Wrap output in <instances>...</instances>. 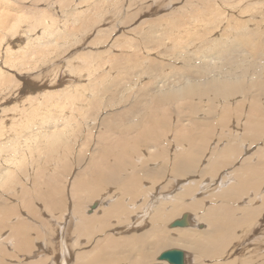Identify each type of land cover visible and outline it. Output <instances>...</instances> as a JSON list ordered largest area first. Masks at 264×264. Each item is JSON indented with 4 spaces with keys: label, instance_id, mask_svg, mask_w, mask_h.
I'll use <instances>...</instances> for the list:
<instances>
[{
    "label": "rangeland",
    "instance_id": "rangeland-1",
    "mask_svg": "<svg viewBox=\"0 0 264 264\" xmlns=\"http://www.w3.org/2000/svg\"><path fill=\"white\" fill-rule=\"evenodd\" d=\"M5 1L14 2L15 8L19 9L21 7L24 13V20L15 24L13 29L12 23L15 19L0 28V67H3L2 71L5 75L0 80V122H2L0 127L2 125L5 130L10 131V137L19 139L24 135L25 119L29 116L31 122L26 125L25 134L31 131H47L46 134H49L52 131H57L61 123L67 122L68 130L74 131V136L73 133L62 136V140L55 146L56 148L52 143H46L44 146L38 147L39 141L35 142L33 149L30 147L25 149L23 147L19 155H17L18 163L10 167L11 171L7 169L9 171L6 173L7 175L3 174L6 178L2 176V180L0 179V206L2 204L6 206L7 204L6 207H14L13 214L10 216L11 220L8 218L10 222L7 219L5 228L0 231V264H33L51 256V254H48L44 258L41 252H37L36 255H32L30 252L26 254L17 248L19 244L16 243L15 236H12V239L10 237L12 235L11 227L16 222L22 220L30 227L28 230L29 235L36 241L31 251H35L36 244L43 245L45 235L47 237H51L52 233V235H55L56 228L53 225H62L65 219L72 216L77 221L81 214H85L84 216L94 214L96 218H99L102 216L103 210L119 199L120 194H117V192L120 193V191L114 190L113 192L112 190L110 193L104 192V194L107 200L109 198L115 199L110 201L105 199L104 202H100V198H97V202L95 201L97 207L93 212L91 209L92 207L93 209L95 208L96 204L94 202L90 203L89 206H86L85 203L82 208L86 207V209L83 210V213L82 211L80 213L77 212L79 215L74 214L72 208L74 204L72 186L76 180L75 178L89 170L92 155L97 156L100 153H95L97 151L95 148L99 146L100 142L109 141L107 140L109 135L107 123L114 120L113 125L110 126L111 128L114 127L115 122L119 119L117 116L121 111L128 108L131 110L132 105L136 107L142 105L149 112L151 126H155L158 122H170V127L168 126L170 131L167 136L168 141L171 140L169 146L173 147V149H171L172 153L169 158L174 157L175 153L179 152L178 143H174L177 140L173 139L176 128L180 125L185 127L188 124V127H192L193 125L191 124L195 123L197 119L206 120V115L210 108L208 104L210 103L207 98L197 101L198 115H194L190 119V116L185 113L184 116L180 115L183 112V104L186 101H178L177 97L169 96V100L163 101L159 107H155L153 105L155 101L152 99L158 87L162 89L165 84V91L175 87L174 82L182 78V76L178 77L175 75L182 71H187L192 81H195L194 79L201 81L203 76L221 78L223 72L227 71V69L222 70L223 67L229 63L233 65L234 71L240 67L247 68L250 77H256L262 67H264V58H260L261 56L264 57V0H0V9L4 11H6ZM12 9L11 6L9 17L14 15V9ZM207 24L209 25L207 26ZM239 29L243 31L245 38H249L252 34H257L258 32L259 39L255 40L256 36H254L251 41L244 44L245 47H240L231 38L232 32ZM28 33L31 36H27ZM28 41L31 42L29 44L31 45L30 48L27 45ZM53 46L56 47L53 48ZM8 55L11 59L14 57V60L17 59L19 62L17 60V62H12L7 58L11 67L4 66V59ZM251 56H255L256 64L242 65L245 63V59ZM15 62L16 64H13ZM167 71L173 74L171 79L170 76L172 75L170 74L169 76ZM168 81H174L173 85ZM59 85H62V87ZM247 94H254V89ZM209 96L213 97L214 95L209 94ZM64 98L67 100L66 102ZM224 101L225 99L219 100V102L216 101L217 111H224L225 107L228 106L227 104L231 106L234 104L233 112L238 113V98L231 102L229 101L226 105ZM156 109L159 110V116L153 117L152 113ZM166 113H169L168 117L165 116ZM140 115L144 116V112L135 114L136 117H133V119L130 116V120L126 117L124 120L117 122V125L121 128H127L125 125H131L130 127H132L134 121L140 120ZM88 116L94 119L85 120ZM60 117L63 118L60 119ZM215 118V122H218L219 116L217 115ZM232 119L236 120L235 118ZM244 119L243 116L241 119V122L242 120L243 122L240 127L246 121ZM238 122L236 120V123ZM236 123H233V126ZM146 128L147 131L151 129L149 124ZM135 130L137 134L140 132L138 129ZM126 133L127 131L124 134ZM228 133L227 131L226 134L228 135ZM227 135L223 139L225 142L229 139L231 141L236 136L238 138L241 136L240 138H242L243 133L240 130L238 133L232 132L231 135L233 137L229 136L228 138ZM164 136H161V142H166ZM118 137L123 139L122 133L117 132L114 138L117 139ZM64 140L67 142L66 144ZM260 141L261 144L257 142L253 147L241 148L243 151L242 158L250 157L256 149L260 150L258 149L259 147L261 152L262 148L264 149V136ZM140 142H142L140 155L135 157V161H137L139 166H141L139 161H145L147 155L150 156L156 153L158 148L160 149V147L157 148L155 146L154 138L147 140L140 136L138 143ZM216 144L215 140L211 143L209 151L206 153L207 155H205L201 166H199V170L206 168L210 160L215 158L214 155L217 153V150H215ZM7 147H0V157L2 151L8 156L11 149ZM143 151H146V153ZM210 151L212 152L210 153ZM4 152L2 156H5ZM132 153L134 154V152ZM167 158L168 155L163 157V159L152 160L149 162V166L158 168L160 164L168 160ZM3 163L7 166L4 160ZM230 167L226 171L229 174L234 170V168ZM4 168L6 169L2 165L1 169ZM38 169L42 170V173H40L42 176L62 174L64 172L63 174L65 175L62 176L61 185L66 195L65 199L68 202L65 210L66 212L68 211L67 214H62L65 212L62 210H59L56 214L48 212L44 208V199H39L37 201L39 204L32 199L31 205L23 207L21 194L24 192L23 189L27 188L28 190L30 187L28 176L34 177L38 173ZM209 178H207L208 181H205V183L211 181V178ZM190 179L188 181L192 184L199 181L198 177H191ZM188 181L184 182L187 183ZM49 182L51 183V179H49ZM228 186V184H225L222 188L226 189ZM156 187V189H160L162 185L160 188L159 186ZM263 190L262 188V193L257 194L259 196L258 200H256L255 191L252 189L251 195L244 196L236 204V207H238L237 218L245 214L241 210L245 211L251 207H257L264 202ZM178 192L176 195L174 194V197L180 194L182 190ZM215 192L216 189L207 192L208 195H204L203 198L207 199L209 195ZM201 198V195H196L190 199L188 198L187 201L185 200V203H195ZM19 202H21V208L19 207ZM32 203L35 204L33 205ZM135 203L138 206L140 201ZM211 203L210 201L205 205L208 204L207 206L211 207L214 205V203L213 205ZM215 203L218 206H222L218 201ZM85 210L88 212H85ZM200 212L202 213V211ZM186 213H192L194 216L201 215V213L195 214L193 211ZM144 215L145 213H141L140 217ZM151 215H153V212H151ZM33 217H35V221ZM147 221L149 224V220ZM32 225L35 229L31 227ZM41 226L42 229L38 230ZM112 226L113 223L110 229H112ZM153 226L155 227L156 223L141 228L147 231L154 228ZM157 226L160 227L161 224ZM201 227L204 229L206 223L202 224ZM167 228H169L168 225ZM45 230L51 233L47 235ZM134 230L133 234L136 235L143 231L136 228ZM198 230H201V228ZM72 233L73 235L75 233V237L72 235V238L76 239L77 233L74 229H72ZM104 234H101L103 236L97 235L95 237L96 240L93 239L86 250L76 249L75 252L91 251L97 239L100 240L111 236L110 230L105 231ZM114 234L112 232L113 236L117 235L116 233ZM129 234L132 235V233H125L118 234L117 237L121 238L124 236L128 238ZM169 234L175 238L178 236V234H175V236L171 235L172 233ZM259 234L255 239L257 243L264 244V239H261L264 236V226L260 228ZM39 235L41 238H39ZM3 237L5 238L3 239ZM6 239L8 240L6 241ZM53 241L55 243L57 240H52V244H54ZM81 243L82 246H86L84 244L87 243V239H80L78 244ZM253 244L241 246L235 257H225L223 262L225 264H251L244 259L247 257L250 260V257H252L248 252L256 247ZM81 247L78 248L85 249ZM167 249L169 250V248ZM177 249L181 250L182 248ZM262 249L259 254H264V248L262 247ZM185 252L187 251L185 250ZM253 257L254 264H258L262 260L260 255L256 254ZM217 261L219 260L207 259L205 262L207 264H215ZM73 263L74 258H72L70 264ZM219 263L221 264L222 262Z\"/></svg>",
    "mask_w": 264,
    "mask_h": 264
},
{
    "label": "bare ground",
    "instance_id": "bare-ground-1",
    "mask_svg": "<svg viewBox=\"0 0 264 264\" xmlns=\"http://www.w3.org/2000/svg\"><path fill=\"white\" fill-rule=\"evenodd\" d=\"M5 4L6 11L0 9V28L4 27L7 22H11L15 19L12 23L13 29L15 24L21 23L24 20V13L21 7L19 9L15 8V3L12 1H5ZM11 6L14 9H12L14 15L9 17ZM208 25L209 24H207V26ZM27 36L31 35L28 33ZM254 36H256V39L254 38L255 40L259 39L258 32L257 34H252L249 38H245L243 31L240 29L234 30L231 34L232 40H234L240 47H245L244 44L251 41ZM29 44H31V42L28 41L27 45ZM30 47L31 45H29V48ZM54 47L56 46H53V48ZM7 58H9L12 62L17 60H14V57L11 59L8 55V57L6 56L4 59V66L11 67L10 61H8ZM260 58L264 57L261 56ZM16 62L13 64H16ZM247 64L255 65V56L247 57L245 59V63L242 65ZM2 68L3 67H0V80L3 76H5ZM225 69H227V71L223 72L221 78L217 79L203 76L201 81H199V79H194L195 81H192L189 77V73L187 71H182L181 73L175 75L178 77L182 76V78L178 81H168L171 82L172 85L174 82V85H176L175 87L172 86L173 88L170 87L171 89L167 91H165V84L162 89L158 87V90L152 99L155 101L153 105L155 107H159L163 101L169 100V96L177 97L178 101H186V103L183 104L184 109L180 115L184 116L185 113L187 116H190V119H192L194 115H198L196 106L197 101L207 98L210 103L208 104L210 105V108L208 114L206 115V120L201 121L197 119L195 123L191 124L193 125L192 127H188L189 124L185 127L181 125L179 127L176 126L177 128L174 132L173 139L177 140V142L174 143H178L179 152H174V157L169 158L172 153L171 149H173V147L169 146L171 140L168 141L169 139L167 136V133L170 131L168 130L170 122H158L155 126H151L149 112L142 105H138L137 107L132 105L131 110L128 108L127 110L125 109L124 111H121V113L117 116L119 117L118 121L115 122V125L112 128L110 126L113 125L114 120H110L111 122L107 123L109 131L107 140L109 141L100 142L99 146L95 148L97 150L95 153H100L97 156L92 155L89 170H86L78 178H75L76 180L72 186V200H74L72 208L74 214L76 213L79 215L80 211L83 213V210L86 209V207L82 208L85 203L86 206H89L90 203H95L97 198H100V202H104L106 199L104 192L108 194L112 190L113 192L114 190L120 191V193L117 192V194H120L119 199H117L114 204H111L108 208L103 210L102 216L99 218H96L94 214L88 216L81 214L77 221L73 218L74 216H72L71 218L65 219V222L62 225L51 224L56 228L55 235H52V233L51 237H47L44 233V241L42 240L43 238L41 239L43 241V245L36 244L37 247L34 249L35 251H31L32 246L36 243V241L29 235L28 230L30 227L25 222H22V220L16 222L12 227L8 223L12 228V235L10 236L11 239L12 236H15L16 243L19 244L18 246L16 245L17 248L26 254L30 252L32 255H36L37 252H41L43 253L44 258L47 257L48 254H51V256H48L47 259L37 260L38 262L33 264H70L72 258H74L73 264H168L165 261H160L159 257L164 252L175 250L177 248H182L187 251L185 252V250L181 249L186 255V264H207L205 262L207 259L219 260L215 264H220L219 262H222L221 264H225L223 262L225 257H235L241 246H248L254 243L253 246L255 245L256 247L252 248L248 252V254H251L252 257H250V260L245 257L244 260H248L249 263L254 264L253 255L257 254L262 256V260L258 264H264V254H259L263 250L262 247L264 248V244H259V242L257 243V240L255 239L260 235V228L264 226V202L261 205L257 204V207H251L245 211L241 210L245 214L240 218H237L238 207H236V204L239 203L244 196L247 197L248 194H252V189L255 191L256 200L259 199L257 194L261 192L262 188L264 189V149L262 148V151L260 152L261 148L259 147L258 149L260 150L256 149L250 157H243L244 159L242 158L243 151L241 149L246 148L247 146L253 147L257 142H260L261 144L260 140L264 136V67H262L256 77H250L248 69L244 67H240L238 70L234 71L233 65L230 63L223 67L222 70ZM167 72L170 76L171 72ZM171 75L170 79L173 77V74ZM60 87H62V85ZM252 89H254V94H247ZM209 94H213L214 96L210 97ZM237 98L238 113L233 112L234 104H232V106L227 104L228 106L225 107L224 111H217L218 108L216 101L219 102V100L225 99L224 102L226 105L229 101L231 102ZM66 101L67 100L65 99V102ZM186 107L187 109L185 110ZM143 112L144 116L140 115V120L137 119L134 121L132 127H130L131 125H125L127 128H121L117 125V122L120 120H124L126 117H128V120H130V118L133 119V117H136L135 114H141ZM158 113L159 110L156 109L154 113H152V116L158 117ZM168 115L169 113H166L165 116L168 117ZM217 115L219 116V119L218 122H215V117H217ZM243 116L246 121L243 126L240 127L243 122V120L241 122ZM62 118L63 117H60V119ZM232 118H235L239 122L236 123V120H233ZM88 119L92 120L94 118L88 116L85 120ZM30 122L31 118L27 116L24 124V135H22L19 139L10 137V131L5 130V128L1 125L0 147L2 148L3 146H8L11 150H9L10 152L8 153V156H6V153L2 151V155L4 152L5 156L1 155L0 157V179L4 173L6 174L9 172L7 169L11 171L10 167L18 163L19 159L17 155H19L20 150L23 147H25V149L29 147L33 149L36 141H39L38 147L44 146L46 143H52L55 147L62 140V136H66L68 133H73L74 136V131L68 130L67 122L61 123L58 126L57 131H52L49 134H46L47 131H31L30 133L25 134L26 125ZM233 123H236L235 126H233ZM0 124H2V122H0ZM148 124L151 129L147 131L146 127ZM135 129L140 130V132L137 134ZM240 130L243 133L242 138H240V135L239 138L236 135L235 136L237 138L231 135L232 132L238 133ZM126 131L127 133L124 134ZM227 131L230 134L228 133L227 135ZM117 132L122 133L123 139H119V137L117 139L114 138ZM162 135H165L164 137L166 142H161ZM226 135L228 138L229 136L233 137L232 140L229 141V139L225 142L223 139L226 138ZM140 136L147 140L154 138L155 146L157 148L160 147V149H157L156 153L150 156L147 155V158L145 157V161H139L141 166L137 165V161H135V157L140 155L139 152L142 143H138ZM214 140L217 142V147L215 148L217 153H214L215 158L210 160L206 168L199 170V166H201V163L204 160L205 155H207L206 153L209 151L210 145ZM66 143L67 142H65V144ZM132 152H134V154ZM143 152L146 153V151ZM211 152L212 151H210V153ZM167 155L168 160L166 162L164 161L163 164H160L158 168H155L153 165V167L149 166L150 161H155L161 158L163 159V157H166ZM259 155H261V157H259ZM3 160L6 162L7 166L3 163ZM2 165H4L6 169H1ZM228 167L234 168L231 174L226 172ZM40 173H42V170L38 169V173H36L34 177L28 176L30 187L28 190L27 188L23 189L24 192L21 194L23 207L31 205V202H33L32 199L36 203L39 199H44V208L48 210V212H54L56 214L59 210L65 211L68 202L65 199L66 195L64 194V190L61 185L62 176L65 175L63 174L64 172L62 174H49L48 176H42ZM191 177H198V183H190ZM206 177H210L211 181L205 183V181H208ZM49 179H51V183L49 182ZM188 179H190V181H188ZM184 181H188V184ZM225 184H228L229 186L228 188L223 189L222 186ZM161 185L162 187L160 188ZM156 186H159L160 189H156ZM215 189L216 192L214 194L209 195L207 199L203 198L204 195H208L207 192ZM181 190L182 192L174 197V194L176 195V193H179L178 191ZM199 191L201 192L199 193ZM196 195H201L203 199H198L195 203H185V200L187 201L188 198L190 199ZM262 196L264 198V195ZM112 199L109 198V200H106L110 201ZM136 201H140L138 206L136 205L137 203H135ZM210 201L212 202V205L214 203L213 206L208 207V204L205 205ZM217 201L222 204V206H218V204L215 203ZM69 204L71 205V203ZM95 204V208L91 209L92 212L97 207V203ZM22 205L21 202H19L20 208ZM6 206H3V204L0 206V231L5 228L6 220L8 218L10 219V216L13 214L14 207L12 208ZM86 211L87 210H85V212ZM190 211H193L195 214L201 213L200 211H202V213L201 215L195 216L192 213H186H190ZM65 212L62 214L65 215L68 211L66 213ZM151 212H153V215H151ZM141 213H145V215L140 217ZM184 215H189L188 227H170V224L176 220L182 219ZM58 217L61 218L60 216ZM34 219L35 217H33V220ZM147 220H149V224ZM37 222L40 223L41 221ZM112 223L113 226L112 229H110ZM154 223H156V226H153L154 228L147 231H144L143 228H141L146 225H153ZM204 223H206V227L203 229L201 225ZM159 224H161L160 227L157 226ZM167 225L169 226V228H167L169 230L166 229ZM31 227L34 228L33 225ZM135 228L138 230L142 229L143 231L137 233V235L133 234ZM200 228L201 230H198ZM40 229H42V226L38 230ZM72 229H74L77 233L76 239L72 238ZM107 230H110L111 236L100 240L97 239L96 244L94 242L95 246L91 251H80V253L75 252L76 249L86 250L90 242L95 239L97 235L104 234ZM112 232L117 235L125 233H132V235L129 234L130 236H128V238H125L123 235L122 236L124 238H118L117 235L113 236ZM48 233L51 232L47 231L46 234L48 235ZM169 233H172L171 235L174 236L175 234H178V236L175 238L170 236ZM73 236L75 237V233ZM4 238L5 237H3V239ZM39 238H41L40 235ZM82 238L87 239V243L84 244L86 246H82V243L78 244ZM261 239H264V236H262ZM7 240L8 239H6V241ZM36 240L38 241V239ZM52 240L57 241L55 243L53 241L54 244H52ZM78 247L85 249H79ZM167 248H169V250Z\"/></svg>",
    "mask_w": 264,
    "mask_h": 264
},
{
    "label": "water",
    "instance_id": "water-1",
    "mask_svg": "<svg viewBox=\"0 0 264 264\" xmlns=\"http://www.w3.org/2000/svg\"><path fill=\"white\" fill-rule=\"evenodd\" d=\"M95 207V206H94ZM93 208V207H92ZM189 215H184L182 219L174 221L171 228H185L189 225ZM160 261H165L168 264H186V255L182 250H169L164 252L160 257Z\"/></svg>",
    "mask_w": 264,
    "mask_h": 264
}]
</instances>
